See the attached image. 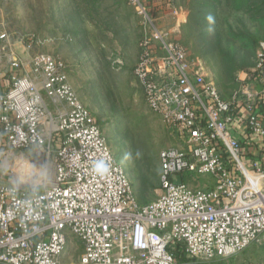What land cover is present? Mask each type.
<instances>
[{
  "label": "built area",
  "instance_id": "built-area-1",
  "mask_svg": "<svg viewBox=\"0 0 264 264\" xmlns=\"http://www.w3.org/2000/svg\"><path fill=\"white\" fill-rule=\"evenodd\" d=\"M130 4L140 27L132 75L177 144L160 151L158 196L139 204L65 62L33 40L20 56L0 20V84L5 61L12 73L0 91V264H189L181 256L214 261L264 246V165L251 153L264 151V41L252 77L226 100L178 40L187 11L175 0ZM25 151L37 157L29 190L2 180V157ZM100 160L106 173L93 169ZM74 243L80 254L66 259Z\"/></svg>",
  "mask_w": 264,
  "mask_h": 264
},
{
  "label": "rangeland",
  "instance_id": "rangeland-1",
  "mask_svg": "<svg viewBox=\"0 0 264 264\" xmlns=\"http://www.w3.org/2000/svg\"><path fill=\"white\" fill-rule=\"evenodd\" d=\"M237 1L175 0L188 13L178 40L190 58L203 61L206 76L226 100L245 73L252 77L257 45L264 41V12L251 4L238 11ZM0 20L15 51L33 40L37 50L65 62L72 86L129 177L139 204L154 201L160 189V151L177 144L147 107L132 75L140 55V27L130 0H0ZM162 24L172 28V18ZM34 152L3 156V182L29 190L36 183L28 162L37 161ZM186 181L200 188L213 184L207 177ZM78 248L70 245L66 259L76 260ZM181 257L189 264H264V246L214 261Z\"/></svg>",
  "mask_w": 264,
  "mask_h": 264
},
{
  "label": "crops",
  "instance_id": "crops-1",
  "mask_svg": "<svg viewBox=\"0 0 264 264\" xmlns=\"http://www.w3.org/2000/svg\"><path fill=\"white\" fill-rule=\"evenodd\" d=\"M7 63H8L7 61L4 62V68H5L6 74H5L3 82L0 84V91L7 90L8 88H10V84H11L12 73ZM6 146H7L6 141L4 139L3 132L0 126V149H6ZM251 153H252V158L261 160L264 165V151L263 150L258 149V148H252Z\"/></svg>",
  "mask_w": 264,
  "mask_h": 264
},
{
  "label": "trees",
  "instance_id": "trees-1",
  "mask_svg": "<svg viewBox=\"0 0 264 264\" xmlns=\"http://www.w3.org/2000/svg\"><path fill=\"white\" fill-rule=\"evenodd\" d=\"M152 1L153 0L146 1V4L149 5ZM237 3H238V5H237V10L238 11L242 10L244 7H247V6H249L251 4L250 6H253V8L257 9L259 12H262V11L264 12V0H238ZM254 65H255V61H254ZM240 85H241V82L239 81L238 85H237V87L235 88L234 91H236L240 87ZM190 178L192 179V177H190ZM186 259L190 260V261H194L193 258H186Z\"/></svg>",
  "mask_w": 264,
  "mask_h": 264
},
{
  "label": "clouds",
  "instance_id": "clouds-1",
  "mask_svg": "<svg viewBox=\"0 0 264 264\" xmlns=\"http://www.w3.org/2000/svg\"><path fill=\"white\" fill-rule=\"evenodd\" d=\"M108 168H109V165L103 160L96 161L93 165L94 171L101 173V174L106 173L108 171Z\"/></svg>",
  "mask_w": 264,
  "mask_h": 264
},
{
  "label": "water",
  "instance_id": "water-1",
  "mask_svg": "<svg viewBox=\"0 0 264 264\" xmlns=\"http://www.w3.org/2000/svg\"><path fill=\"white\" fill-rule=\"evenodd\" d=\"M16 51L17 53L22 56V57H27V55L24 53V48L23 46L19 45V46H16Z\"/></svg>",
  "mask_w": 264,
  "mask_h": 264
},
{
  "label": "bare ground",
  "instance_id": "bare-ground-1",
  "mask_svg": "<svg viewBox=\"0 0 264 264\" xmlns=\"http://www.w3.org/2000/svg\"><path fill=\"white\" fill-rule=\"evenodd\" d=\"M19 185V184H18ZM20 186V185H19Z\"/></svg>",
  "mask_w": 264,
  "mask_h": 264
}]
</instances>
